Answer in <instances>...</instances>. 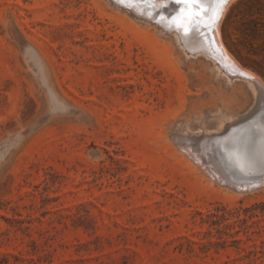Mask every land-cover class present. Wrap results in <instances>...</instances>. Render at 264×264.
<instances>
[{
    "label": "rangeland",
    "instance_id": "1",
    "mask_svg": "<svg viewBox=\"0 0 264 264\" xmlns=\"http://www.w3.org/2000/svg\"><path fill=\"white\" fill-rule=\"evenodd\" d=\"M113 5L0 0V264H264V187L218 183L183 145L251 95L218 89L202 54L182 63L154 27L174 5L152 25ZM221 28L264 80V0Z\"/></svg>",
    "mask_w": 264,
    "mask_h": 264
},
{
    "label": "bare ground",
    "instance_id": "2",
    "mask_svg": "<svg viewBox=\"0 0 264 264\" xmlns=\"http://www.w3.org/2000/svg\"><path fill=\"white\" fill-rule=\"evenodd\" d=\"M109 1H111L118 8L120 7L126 9L128 12L133 14L135 18H140V20L141 18L144 19L145 24L147 23L151 25L153 23L150 20L153 21L154 19L155 21L158 15H163V11L160 14L159 12L153 14L151 10L155 11V9L159 7H164V5L166 4H170L171 6L174 5L175 8L174 10L179 9L182 12V14L179 15V20H177V17L174 18L173 16H169L166 21L159 20L158 22H156L157 24L161 23L162 28H159L160 26H158L157 24L156 25L154 24L155 25L154 27L159 35H163V36L166 35L170 37L169 39L167 38L168 40L167 39L164 40L172 44L175 53L182 60V63L187 60L190 61L191 55H193V57H197V55L202 54L203 56L202 60L203 62H207L206 68L211 72V75L210 73L209 75L212 76L213 79H218L221 85L223 84L224 87L225 86L230 87V85L232 86V84H234L236 81L243 82L246 89L245 91H247L252 97L249 108L246 111L243 110L235 113V110L228 111L225 106H220V105L216 106L215 107L216 114L212 116L213 115L212 112L210 113L211 114L210 116H212L214 119L211 126L208 125V123L210 122L209 120L208 123L207 121L206 123L204 122L205 120L202 118L203 113L202 115L199 113V117L198 116L197 117L200 119V122L199 121L196 122L197 124L200 123V127L198 126L199 129L196 132L197 134H195L193 137L192 136L186 137V139H190L193 142H195L196 146L193 144V142H191L190 144H186V146L185 144L183 145L184 148H186L188 155L192 157L191 161L193 162L196 161L194 163H197L199 167L204 166L206 171L210 174L211 178L218 180V183L220 182L229 183L234 187H238L239 188L238 191L240 192L253 191L258 188L261 189L262 187H264V169L260 167L261 162L264 161V151L261 159L259 160L254 159L253 150L245 143H243L242 147H243L244 157L242 158L244 161H242L243 163L240 164L245 165V170L239 174L225 163V161L222 158L221 149L218 146L219 141L222 140L223 141L222 146L226 154L229 155L232 161L236 160V158L233 157L232 154H230L225 148H227V146L233 147L235 136L237 134L241 135L245 133L244 130L245 125H251V126L254 125L256 135L260 137V140L262 141V145H264V101L259 99L260 93L264 91V80L255 71L242 65L233 56V54L229 52L223 40L222 28H221L222 21L226 15L229 5L234 0H230V3L224 8L223 15L221 16L219 21L215 23L214 34L211 36H209L205 30L201 29L198 21H199V17L205 14V11L211 4L212 0H202V4L196 5V8L195 6L188 7L182 4H177L176 0H123L122 3L118 2V0H109ZM116 1L119 4L116 3ZM192 12H198L199 17L198 18L191 17ZM179 24H183L184 27H180ZM185 29H187V32L185 31ZM27 52L28 55L37 64V67L40 68L34 52L29 49L27 50ZM190 66L188 68L191 69L193 65L191 67ZM203 68H205V66H203ZM203 78L206 79V77ZM221 85H217L216 87L218 86L223 87V85L222 86ZM211 88H214V85ZM52 105L55 109H59L60 107L63 106L62 104H60L55 100H52ZM212 111L214 112V110ZM202 112L204 111L202 110ZM185 116L180 115L179 119L176 122L181 121L182 118H184ZM187 116L189 115L187 114ZM189 118H191V116ZM191 119H193V117ZM177 126L178 125H176V127ZM180 128H182V126ZM191 128L194 129L195 126L194 128L193 127ZM236 129H239L238 130L239 132L232 133L233 131H237ZM173 132L175 133V129ZM176 132H178V130ZM180 132L181 131H179V133ZM170 135L172 136V133ZM177 137L179 138V135H177L176 138ZM15 140L19 142L20 140L19 132L17 133L13 141ZM250 162H254L255 166L251 168L247 167V165ZM224 187L226 186L224 185Z\"/></svg>",
    "mask_w": 264,
    "mask_h": 264
},
{
    "label": "water",
    "instance_id": "3",
    "mask_svg": "<svg viewBox=\"0 0 264 264\" xmlns=\"http://www.w3.org/2000/svg\"><path fill=\"white\" fill-rule=\"evenodd\" d=\"M215 6L214 0L211 1V4L205 11V16L206 20L204 23H199V26L201 29L205 30L209 36L214 34V25L212 24L211 21L209 20L208 17L212 15V8ZM262 94L264 96V91H262ZM253 122V121H252ZM237 131H233L232 133H237L239 132V129H236ZM245 133L244 134H237L234 139L233 147H228L225 148L230 154H232L233 157L236 158V160L232 161L230 159L229 155L226 154L223 146H222V140L219 141L218 146L221 149L222 152V158L225 161L227 165H229L235 172H238L239 174L242 173L240 170V163H243L242 161L244 157L243 154V147L242 144L245 143L247 146H249L254 153V159H261L263 156V149L264 145H262V141L260 140V137L256 135L254 125H245L244 127ZM242 159V160H241ZM237 190L239 189L238 187H235Z\"/></svg>",
    "mask_w": 264,
    "mask_h": 264
},
{
    "label": "snow or ice",
    "instance_id": "4",
    "mask_svg": "<svg viewBox=\"0 0 264 264\" xmlns=\"http://www.w3.org/2000/svg\"><path fill=\"white\" fill-rule=\"evenodd\" d=\"M118 2H123V0H118ZM177 4H182L185 6H196L198 4H202V0H176ZM230 3V0H214L215 6L212 8V15L209 17V20L212 24H215L219 21L221 16L223 15L224 8ZM191 17L198 18L199 13L198 12H192ZM177 20H179V14L177 15ZM180 27H184L183 24H179ZM187 32V29H185ZM254 162H250L247 167L251 168L254 167ZM240 170H245V165L240 164L239 165ZM260 167L264 169V161L261 162Z\"/></svg>",
    "mask_w": 264,
    "mask_h": 264
},
{
    "label": "trees",
    "instance_id": "5",
    "mask_svg": "<svg viewBox=\"0 0 264 264\" xmlns=\"http://www.w3.org/2000/svg\"><path fill=\"white\" fill-rule=\"evenodd\" d=\"M240 240H238V239H234V242H239ZM223 243H225V242H222V244ZM251 253H255V254H257V252H256V250L255 251H253V250H250L249 252H248V254H251ZM258 264H260V263H258Z\"/></svg>",
    "mask_w": 264,
    "mask_h": 264
}]
</instances>
